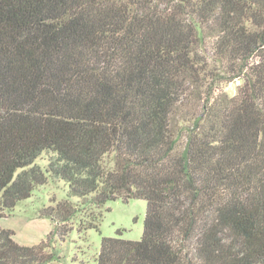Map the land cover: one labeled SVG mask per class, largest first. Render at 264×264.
<instances>
[{"label":"trees","instance_id":"trees-1","mask_svg":"<svg viewBox=\"0 0 264 264\" xmlns=\"http://www.w3.org/2000/svg\"><path fill=\"white\" fill-rule=\"evenodd\" d=\"M49 180L52 229L19 244L1 219ZM116 199L142 236L94 264H264V0H0V264H51Z\"/></svg>","mask_w":264,"mask_h":264},{"label":"rangeland","instance_id":"rangeland-1","mask_svg":"<svg viewBox=\"0 0 264 264\" xmlns=\"http://www.w3.org/2000/svg\"><path fill=\"white\" fill-rule=\"evenodd\" d=\"M238 84V80H232L221 84V88L228 95H233ZM36 163L44 167L47 164V154H42ZM66 194V184L62 181L49 180L45 185L33 190L29 198L18 201L11 211H7L4 221L2 220L3 224L29 236L37 233L45 239L52 225L48 217H40L39 213L43 207L53 204L51 198L60 201L66 197ZM71 199L76 202L75 198ZM85 208L79 205L80 213L66 225L67 232L64 236L55 235L51 239L50 252L53 254L51 264H94L101 238L104 236L128 240L141 238L146 212L145 200L107 201L102 208L103 216L99 221L98 230L94 228L81 230L82 226L78 224V221L82 218ZM93 210L99 212L98 209Z\"/></svg>","mask_w":264,"mask_h":264},{"label":"crops","instance_id":"crops-1","mask_svg":"<svg viewBox=\"0 0 264 264\" xmlns=\"http://www.w3.org/2000/svg\"><path fill=\"white\" fill-rule=\"evenodd\" d=\"M4 221V217L1 219V225H2V227H5V228H11V227H9V226H6V225H4L3 223V221ZM12 229V228H11ZM13 231H14V233H15V235H14V239L19 243V244H22V245H35V244H37V241L38 240H43L42 239V236L40 235H37V233H35V234H31L30 236H29V234H23V232L22 233H20V231H16L15 229H12ZM37 236H39V237H37ZM39 241V242H40ZM38 242V243H39ZM74 263V262H73Z\"/></svg>","mask_w":264,"mask_h":264}]
</instances>
